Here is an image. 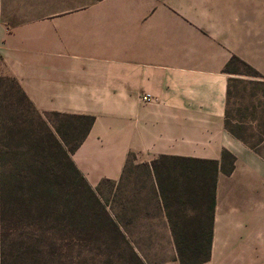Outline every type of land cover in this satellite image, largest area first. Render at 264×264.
I'll list each match as a JSON object with an SVG mask.
<instances>
[{
  "label": "crops",
  "instance_id": "obj_1",
  "mask_svg": "<svg viewBox=\"0 0 264 264\" xmlns=\"http://www.w3.org/2000/svg\"><path fill=\"white\" fill-rule=\"evenodd\" d=\"M12 3L0 76L41 114L89 118L70 153L86 183L118 186L128 218L169 219L193 207L192 159L214 161L209 256L193 264H264V133L252 145L228 126L231 59L264 84V0H42V17Z\"/></svg>",
  "mask_w": 264,
  "mask_h": 264
},
{
  "label": "rangeland",
  "instance_id": "obj_2",
  "mask_svg": "<svg viewBox=\"0 0 264 264\" xmlns=\"http://www.w3.org/2000/svg\"><path fill=\"white\" fill-rule=\"evenodd\" d=\"M40 1L9 0L13 2L11 7L14 8H9V12L13 16L42 17L46 10L42 9ZM60 1L77 3L83 0ZM229 65L230 68H236L243 78L230 82L228 126L232 132L241 135L246 143L253 145L264 133V84L240 60H233ZM18 99L13 84L9 80L4 81L0 89V134L2 143L10 141V152H4L1 143L0 175L3 169L17 165L42 164L43 161L36 160V157L46 151L51 156L45 166L53 173L51 181L56 187L55 200L59 208L56 211L57 218L48 220L49 214L42 219L37 218L34 206L29 211L31 214L22 216V222H18L21 226H16L17 219L13 216L14 225L11 224V227H14L12 229L15 232L6 235L7 242L2 247L0 245V264H136L131 261L124 244L117 245L108 234L106 238L98 233L109 229L100 221L103 211L94 205V197L86 185L67 165L64 153L69 154L77 144L89 119L55 113H40L39 117L30 110L25 111L27 130L31 134L26 141L19 143V134H16L17 128L13 125L20 112ZM49 131L54 133L62 150L54 146ZM35 138L39 142L31 141ZM41 148L45 151L41 152ZM190 165L193 176L202 175L197 180L192 178L189 187L193 194V207L180 204L179 209L173 210L175 216L169 219L126 217L120 210L119 187L110 182L104 181L95 191L105 210L120 222L121 229L132 239L142 264H164L176 259L177 249L171 227L176 231L180 247L194 245L195 237L198 238L199 248L184 252V259L198 260L205 253L213 171L206 163L191 161ZM201 168H206L204 174ZM42 206H47V198ZM44 209L45 213L50 211L49 207ZM188 213L191 216H185ZM46 233L55 234L57 239V245L52 250L41 249L34 243L39 239L43 245L48 243L43 238ZM28 237L33 239L32 243H26Z\"/></svg>",
  "mask_w": 264,
  "mask_h": 264
},
{
  "label": "trees",
  "instance_id": "obj_3",
  "mask_svg": "<svg viewBox=\"0 0 264 264\" xmlns=\"http://www.w3.org/2000/svg\"><path fill=\"white\" fill-rule=\"evenodd\" d=\"M233 60H239L236 57H233L231 59V62ZM241 61V60H240ZM243 62V61H241ZM247 67H249L245 62H243ZM255 72V71H254ZM9 80L14 88L16 89L19 99H18V105H20V112L17 115L16 119L13 122V125L16 126V134H19L17 141L24 142L28 139L29 134H31L27 130V124L28 121L24 117V112L25 111H32L36 115L40 117V113L31 105L30 101L28 100L27 96L24 94V92L21 90L19 87L18 83L15 81L14 78L8 77V76H0V89L4 81ZM58 114V113H55ZM89 119L88 117H85ZM50 132V138L54 142V146H58L61 150V144L59 141L56 139V136H54V133L52 131ZM13 137V136H12ZM14 138V137H13ZM32 142H39L35 138L31 140ZM2 143V135L0 134V145ZM4 147V152L9 153L10 149V141L7 140L5 143H2ZM38 145V144H37ZM40 145V144H39ZM74 147L72 148V150ZM70 151V153L72 152ZM41 152H44L45 149L41 148ZM65 152V151H64ZM70 153L68 152L64 153L67 161V165L69 170L73 172L76 176H78L83 183L86 185L87 189L89 192L92 194L94 197V205L96 207H99L103 213H102V218H100L101 222L103 224H106L109 226V229L107 231H102L98 232L100 233L101 236H104L106 238L107 234L109 238L115 242L117 245L124 244L127 251L130 253V259L133 263L136 264H142L141 263V257L138 251L135 249V247L132 245V239L127 235L120 227V222L113 218L106 210L104 204H102L101 201L96 197L95 191H97V188L92 189L91 186H89L86 181L84 180L83 176L79 173L75 165L70 159ZM50 154L45 153H40V157L37 156L36 160L41 159L43 161L42 164L40 165H35L31 166L29 165H24V166H14L13 168H7L3 169L2 175H0V245L1 247L7 242L8 238H6V235L9 233H14L13 231L14 227H11V224L14 225V220L13 216L16 217L17 219V225L16 226H21V223H18L19 221L22 222V216L27 217L31 214L29 211L31 208L35 206L36 215L37 218L42 219L46 217L48 220H55L57 218L56 216V211L59 208V205L57 201L55 200V194H56V187L54 186V182L51 181V176H53V173L49 170L46 169V161L47 159H50ZM192 161H197L195 159H192ZM198 162H203V161H198ZM206 165H209L211 170L213 171V176H212V183L214 179V175L216 172V165L214 161H208L204 162ZM8 165V164H7ZM204 172L206 171V168H201ZM198 175V176H197ZM202 177L201 174H195L194 176L192 175L191 178L197 180ZM193 182V181H192ZM211 183V190L213 188V185ZM47 198V206L49 207L50 211L45 213L44 209L45 207L42 206V202ZM50 198V199H49ZM212 205H213V193L211 191V201L209 205V212L210 215L208 216L209 218V229L206 233L207 237V244H206V249L205 253L202 258L198 260H186L184 259L183 255L184 252L186 251H194L195 249L199 248V243H198V238L195 237L194 240V245L189 244L185 247H180L178 244H180L179 241L176 239V231L171 227V233L174 237V241L176 244V249H177V256L176 259L179 261L180 264H193L197 263L203 260H206L209 256V244H210V222H211V212H212ZM187 222V221H186ZM97 233V234H98ZM198 234V233H195ZM40 237V236H39ZM47 240L48 243H41V239L38 241L34 242L37 243L36 246L39 248L43 249H50L52 250L55 248L57 245V239L55 237V234L51 233H46L45 236L43 237ZM28 240L26 243H32L33 239L30 237L27 238ZM182 243V242H181ZM198 245V246H197ZM185 248V249H184ZM3 260V255L1 258V262Z\"/></svg>",
  "mask_w": 264,
  "mask_h": 264
},
{
  "label": "built area",
  "instance_id": "obj_4",
  "mask_svg": "<svg viewBox=\"0 0 264 264\" xmlns=\"http://www.w3.org/2000/svg\"><path fill=\"white\" fill-rule=\"evenodd\" d=\"M142 98H143L144 100H148V99H149V97H148L147 95L142 96Z\"/></svg>",
  "mask_w": 264,
  "mask_h": 264
}]
</instances>
